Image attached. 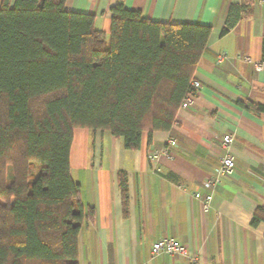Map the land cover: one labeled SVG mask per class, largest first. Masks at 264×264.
I'll return each instance as SVG.
<instances>
[{"label":"trees","instance_id":"obj_1","mask_svg":"<svg viewBox=\"0 0 264 264\" xmlns=\"http://www.w3.org/2000/svg\"><path fill=\"white\" fill-rule=\"evenodd\" d=\"M66 0H0V264H80L94 215L72 177L74 130L108 131L127 149L169 131L193 91L211 25L160 22L122 1L109 35ZM251 0L230 8L226 33ZM264 113V103L239 101ZM124 209L127 175L119 174ZM264 223L259 205L251 224Z\"/></svg>","mask_w":264,"mask_h":264},{"label":"crops","instance_id":"obj_2","mask_svg":"<svg viewBox=\"0 0 264 264\" xmlns=\"http://www.w3.org/2000/svg\"><path fill=\"white\" fill-rule=\"evenodd\" d=\"M122 1L160 22L212 26L194 73L201 82L194 102L179 108L169 131L142 133L141 146L127 149L108 131L76 128L71 153L72 177L84 206L94 215L79 237L80 264H264V223L254 227L256 208L264 205V113L238 102L264 103V0H251L228 32L230 8L243 0H66V9L90 13L109 35L110 8ZM250 57L251 61H245ZM232 133V177L208 186L224 154L222 137ZM175 137L178 144L168 145ZM170 155L152 162V149ZM127 175L124 209L119 174ZM196 191L213 194L205 209ZM171 236L198 255L151 254L152 244Z\"/></svg>","mask_w":264,"mask_h":264},{"label":"built area","instance_id":"obj_3","mask_svg":"<svg viewBox=\"0 0 264 264\" xmlns=\"http://www.w3.org/2000/svg\"><path fill=\"white\" fill-rule=\"evenodd\" d=\"M245 61H251L250 57H246ZM257 71H261L264 67L263 62H254ZM201 88V82L198 79L193 80V91L188 94V96L183 100L181 104V108H187L190 106ZM235 140V136L232 133H226L222 137L221 146L224 149V154L220 159V164L217 167L215 173L208 179L207 185L216 187L220 185L223 180L232 177L236 170V160L235 156L230 152V147ZM169 146H176L178 144L177 139L175 137L168 138ZM171 154V153H170ZM167 147L152 149L149 154V159L152 162H156L162 155H170ZM194 197L202 201L204 208L207 209L210 206V203L213 199V194L208 193L204 195L201 191H196L194 193ZM168 253V254H179L183 256H187L190 258L192 263L197 262L198 255L191 253L189 248L181 243L174 237L165 236L157 241H155L151 246V254L152 256Z\"/></svg>","mask_w":264,"mask_h":264}]
</instances>
